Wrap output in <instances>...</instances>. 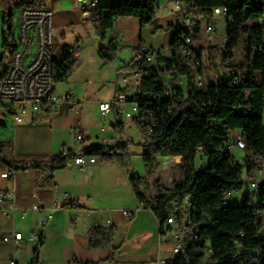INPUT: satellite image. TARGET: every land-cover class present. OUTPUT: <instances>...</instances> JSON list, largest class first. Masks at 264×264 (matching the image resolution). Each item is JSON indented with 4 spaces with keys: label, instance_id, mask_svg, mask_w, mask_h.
Wrapping results in <instances>:
<instances>
[{
    "label": "trees",
    "instance_id": "obj_1",
    "mask_svg": "<svg viewBox=\"0 0 264 264\" xmlns=\"http://www.w3.org/2000/svg\"><path fill=\"white\" fill-rule=\"evenodd\" d=\"M40 2L43 0H32ZM194 3L196 9L211 19L212 10L218 6L227 8L225 18L226 47L222 58L233 55L239 39L245 35L249 52V70L244 76L236 66L235 72H227L223 62L212 57V66L202 68L198 74V83L194 82L193 71L186 66L181 56L184 44L183 31L175 27L170 45L174 47V56L162 60L163 67H177L175 75L185 78L187 93L178 98L173 113L166 116L159 129L148 134L143 130L146 151L143 161L148 172H152L160 158L181 156L183 160V178L171 188L157 184V197L147 199L144 188L148 187L145 176L135 172L129 176L130 185L139 203L149 208L160 223L164 232V222L169 215L171 202L185 197V213L179 216V223L186 227L190 242L182 247V256L172 264H264V239L258 236L261 219L259 212H264V183L257 194V201H252V193L244 195L243 203H223L233 192L242 191L243 174L250 180L264 161V26L257 23L264 19V0H187ZM160 0H109L100 6L96 33L105 39L115 22L124 17H136L143 26L152 24L156 18ZM18 4V3H16ZM12 21V15L3 16V23ZM11 36V29L9 33ZM3 33V47L9 51V66L17 47L9 46L8 35ZM194 34L193 36H197ZM118 51V46L111 42L108 47L100 44L98 54L104 61H111ZM127 63L125 70L146 72L150 54L142 48ZM219 53L217 52V55ZM3 58L0 59L2 62ZM161 61V62H162ZM224 61V60H223ZM76 66L71 47L64 48V55L54 60V82L68 79ZM229 66V65H228ZM217 79L216 81V71ZM4 74V73H3ZM0 74V77L3 76ZM156 75V73H155ZM154 75V76H155ZM141 84L146 88L152 84L154 76L140 75ZM235 77V80H234ZM205 78L208 90L205 92ZM224 81V82H222ZM138 100L144 102V95ZM9 114H14L12 105L3 104ZM123 123L113 126L116 133L123 135ZM143 129V126L140 125ZM240 129L245 135L244 162H238L224 147L232 139L231 130ZM128 142L120 141L117 146H93L80 153L100 155L104 150H114L102 156L104 162H115L128 170L130 153ZM116 150L124 151L116 152ZM77 154L73 150L54 155L50 161H36L26 168H38L52 176L56 171L68 167ZM206 157L202 168L197 167V156ZM11 156V145L0 141V162L5 166L19 169V162ZM187 216V218H186ZM115 228L113 226H93L88 231L87 246L90 249H111L110 257L102 261H80L72 259L69 264H118L115 260L118 247L114 245ZM44 243V231L39 236L38 244L30 264H40V248Z\"/></svg>",
    "mask_w": 264,
    "mask_h": 264
},
{
    "label": "crops",
    "instance_id": "obj_2",
    "mask_svg": "<svg viewBox=\"0 0 264 264\" xmlns=\"http://www.w3.org/2000/svg\"><path fill=\"white\" fill-rule=\"evenodd\" d=\"M108 2L96 0V6L91 7L89 2L51 0V5L46 7L53 11V16L55 13L78 16L82 24L96 27L99 8ZM177 14L175 4L166 1L163 7L158 8L152 24L143 26L136 17L118 19L114 27L107 31L105 39L95 45L97 53L92 54L91 58L85 53V46L78 44L77 53H74L76 66L68 79L91 60L107 73L103 81L110 80L111 83L110 92L105 98L94 97L96 101L93 112L96 116L101 118L99 103L110 100L116 87L124 83L123 64L136 55L138 48L170 44ZM257 23L264 26V19ZM54 30L55 36L61 37L63 41L71 31V26L59 21ZM80 38L83 41L86 35ZM196 38L193 45L202 49L204 34L200 32ZM111 42L118 46V51L111 61H104L98 54V48L100 44L108 47ZM67 46L71 47L66 44L64 48ZM63 55L64 49L62 53L53 55V58L59 60ZM5 69L0 70V74L5 73ZM68 79L63 83H55L56 93L61 97L74 98L81 105L79 111L63 103L58 109L45 107L37 111L29 110L21 121H16L14 114H10L13 116L11 126L3 125L0 131V141L10 143V157L19 162L20 167L15 169L0 162V190L4 192V198L0 201V264H11L12 260L15 264L32 262L39 239H30V236L39 228L44 213L52 216L43 227L44 243L40 248V264H69L74 258L93 262L107 260L111 249H90L87 240L89 229L93 226H110L108 219L122 223L114 237V245L118 247L115 257L118 264H161V259L171 254L174 239L171 232L161 233L160 223L149 208L140 206L129 182L127 172L132 170L129 166L125 170L115 162L99 160L88 165L85 170H80L72 161L68 167L56 171L52 176L38 168H26L36 161H50L64 149L80 153L93 146L114 147L120 141H127L124 139L126 122L118 121L114 112L101 118L104 123L108 118L111 128L103 126L104 133L101 136L92 132L86 117L89 111L84 102L85 98L92 96L83 97L81 91L69 84L61 88ZM137 84H141L140 75H137ZM3 104L0 102V112L8 113ZM119 122L124 126L121 136L113 129ZM77 128L82 129L83 140L76 139ZM240 133V129H233L230 134L237 136ZM233 150L234 147L230 154L236 159ZM178 165L183 167V160ZM5 169H12L16 177H1ZM34 204H39L46 211L34 207ZM121 209L135 210L133 218L125 221L119 212ZM16 231L22 232V239L18 242L13 237Z\"/></svg>",
    "mask_w": 264,
    "mask_h": 264
},
{
    "label": "built area",
    "instance_id": "obj_3",
    "mask_svg": "<svg viewBox=\"0 0 264 264\" xmlns=\"http://www.w3.org/2000/svg\"><path fill=\"white\" fill-rule=\"evenodd\" d=\"M166 1H171L175 4L178 10L175 22H180V27L183 31H187V35H183L184 44L181 46V56L186 64L194 73V82L198 83V74H202V68L205 66H212L210 60V52L214 51V34L216 29L208 28V21L199 19V15H191V9H188L187 0H160L159 7H163ZM77 2H89V6H96V0H77ZM227 8L225 6H218L212 10L211 19L217 16L225 19ZM53 11L48 7L42 6V9H28L21 12L19 15L20 25V42L23 49L16 52V60L10 62L6 70V78H0L2 81V88H0V102L7 105H12L14 108V117L16 121H21L23 116L29 111H37L48 107L50 109H58L63 103H67L75 111L81 109L80 103L74 100L71 96L61 97L56 93L55 82L53 76V62H44L40 60V52H52L53 38L55 37V30L52 25ZM204 24V25H203ZM204 34V46L198 48L192 43V36L194 34ZM34 42L38 50L32 57L33 59L28 63L31 50V43ZM227 45H224L223 35L220 38V45L218 48L219 55H222L223 50ZM143 52L150 54L149 64L146 72L147 76H154L152 84H148L143 88V84H137V75H144L133 71L125 70L127 63L123 64L122 69L125 70L122 74L123 84L116 87L113 97L108 101L99 103L98 111L101 118H105L109 113L114 112L118 121H122L125 117L136 124H138V117H134V109H131V101L136 99L137 95H144V109L143 115L150 116L151 124H154L155 132L165 120V117L173 113L174 106L178 98L186 95L187 87L181 84V74L173 75V68L177 67H163L167 56H163V46L143 47ZM137 53V52H136ZM162 61V62H161ZM216 71V81L217 70ZM226 71L235 72V68L226 66ZM235 80V77H234ZM224 82V81H222ZM208 90V81L205 78V92ZM40 91H48V98L39 99ZM126 105L127 107H124ZM77 140H83L84 134L81 128L75 130ZM111 141V140H110ZM234 146L243 149L242 132L237 136H232V139L224 147V151L231 150ZM63 152H67L66 149ZM114 152V150L106 149L100 155L79 153L74 159L80 170H85L90 164H94L102 160L104 154ZM116 152L124 151L116 150ZM134 171H128L127 174H133ZM256 172L254 173L255 176ZM1 177L15 178L16 172L12 169H5L1 172ZM257 185H262L255 177L250 180L249 186H253V194L256 195ZM156 191L152 198L157 197ZM4 198V192L0 190V201ZM148 199V198H147ZM149 198L148 200H150ZM225 200H233L228 196ZM224 200V201H225ZM223 201V203H224ZM55 202L53 203V206ZM140 206L143 204L140 203ZM34 207L42 209L45 208L39 204H34ZM120 214L125 221L133 218L135 210L121 209ZM185 212V197L183 199H175L171 202L169 215L164 222V231L171 232L174 239V245L169 256H164L161 259V264H172L182 256V224L179 223V216L184 215ZM52 214L44 213L39 223V228L34 231L30 239H39L45 223ZM258 217L261 219L258 236L264 239V212H259ZM110 226L115 228V236L122 227L121 222H113L111 219L107 220ZM14 240L18 242L22 239V232L16 231L13 233ZM15 264V261H11Z\"/></svg>",
    "mask_w": 264,
    "mask_h": 264
},
{
    "label": "rangeland",
    "instance_id": "obj_4",
    "mask_svg": "<svg viewBox=\"0 0 264 264\" xmlns=\"http://www.w3.org/2000/svg\"><path fill=\"white\" fill-rule=\"evenodd\" d=\"M18 3V4H16ZM51 5V0H43L40 2H33L32 0H0V59L3 58L2 62L0 61V70H3L9 61V51L7 48L3 47V33H9V29H11V36H8L9 46L12 49L18 47L19 50L23 49V45L20 42V23H19V15L23 11L25 7L31 8H38V7H46ZM7 16L12 15V21H7L6 24L3 23V16L4 14ZM59 21L66 23L68 26H71V31L69 34H66V39L62 41L61 37H54L53 38V51L52 55L56 56L63 52L64 46L71 45V48L74 53L76 51L78 44L85 46V53L91 56L94 53H97V49L95 48L100 42L101 38L96 33V28L91 25H85L80 22L78 16L68 15L66 13H55L53 16L52 25L55 27ZM214 23V29H216L214 34V44L213 47L215 48L212 51V57L216 59L219 63H222L223 66H236L239 68L243 75L245 76L249 70V52L246 45V36L243 35L237 45L233 50V55L231 57L222 58V55H217V51L220 45V38L224 35L225 31V19L217 16L215 19L211 20ZM204 25V24H203ZM86 35V38L80 40V36ZM92 35V36H91ZM197 36H192V43L196 41ZM203 41V40H202ZM96 45V46H95ZM164 45L163 48L167 47ZM31 50L29 58L26 60L28 63L31 61L34 54L37 52L38 48L34 42L31 43ZM224 60V61H223ZM128 63V62H126ZM89 64V65H88ZM103 70L99 69L93 61L90 60L84 67L80 68L76 75H74L71 79H68L66 85H63L61 88H65L68 84L72 87H76L79 91H81V95L86 97L87 95H91L92 98L84 100L85 105L87 106V120L90 123L92 132L94 134H98L101 136L104 132L102 131V127L111 128L110 122L107 118V121L104 123L99 116H96L93 112L94 97H102L105 98L111 89V83L109 81H103L107 73ZM86 74V75H85ZM88 77V78H86ZM102 79V80H101ZM103 82V83H101ZM63 83V82H60ZM124 107H127L124 105ZM13 116L9 113L0 112V131L2 130L3 125L11 126V122L13 120ZM123 121L126 122V129H125V137L124 139L128 142V150L130 153V161H129V168L134 170L135 173L145 176L147 181L151 184V186L144 188V193L146 197L149 199L152 197L153 193L155 192V187L157 184L162 185L166 188H171L173 185L178 183L183 178V167L182 165H177L180 163V158H168V159H159L158 160V167L154 169L152 172H148L145 168V164L143 161V154L146 151V147L144 145V137H143V129L140 127L139 124L135 122L123 118ZM109 122V124H108ZM234 155L236 160L240 163L244 162L245 158V151L237 146H234ZM174 159V161H173ZM182 162V161H181ZM197 167L200 169L206 163V157L202 154H198L197 156ZM173 164L175 166H173ZM256 174L258 176H254L260 183H264V161L261 162L259 167L256 170ZM243 188L242 191L233 192L231 194V198L233 202L237 205H241L243 203V196L251 193L250 191V177L249 175L244 172L243 174ZM257 195L252 194V201L255 203L257 201ZM186 213V212H185ZM187 214V213H186ZM187 218V216H186ZM183 229V225H182ZM182 244L184 246L188 245L190 242L189 234L186 229L182 231ZM173 242L172 238L169 239ZM172 246V243L170 244Z\"/></svg>",
    "mask_w": 264,
    "mask_h": 264
},
{
    "label": "bare ground",
    "instance_id": "obj_5",
    "mask_svg": "<svg viewBox=\"0 0 264 264\" xmlns=\"http://www.w3.org/2000/svg\"><path fill=\"white\" fill-rule=\"evenodd\" d=\"M83 3V2H82ZM28 9H42V7L38 8H31V7H25L24 10ZM188 9H191V15H199V19H204V21H208V28L214 29V23L211 21L209 17L203 16L194 6V3L191 1H188ZM174 26L179 27L183 30L182 27H180V22H174ZM226 35L224 33L223 35V41L224 45H226ZM16 52H19V48L17 47L16 51L14 52L11 61L14 62L16 60ZM137 54V53H136ZM163 56H167V58H172L174 56V47L172 45H168L167 47L163 48ZM40 60H44V62H53V55L52 52H40ZM173 75H175V69L173 70ZM0 78H6V72L3 74ZM181 84H183L185 87L187 86L185 78L181 77ZM0 88H2V81H0ZM139 95L136 96V99L134 101H131V109H134V117H138V124L143 126V130L150 134L152 133L155 128L154 124H151L150 116L143 115V109H144V102L137 99ZM48 98V91H40L39 92V99H46ZM242 141H243V150L245 149V135L242 133ZM178 165V164H177ZM132 174H129L131 176ZM251 193L253 194V186H249ZM261 190V185H257L256 188V195ZM152 198V197H151ZM224 203H233V200H225ZM183 247V245H182Z\"/></svg>",
    "mask_w": 264,
    "mask_h": 264
},
{
    "label": "water",
    "instance_id": "obj_6",
    "mask_svg": "<svg viewBox=\"0 0 264 264\" xmlns=\"http://www.w3.org/2000/svg\"><path fill=\"white\" fill-rule=\"evenodd\" d=\"M175 158H180V159H181V161H182V157H181V156H176Z\"/></svg>",
    "mask_w": 264,
    "mask_h": 264
}]
</instances>
